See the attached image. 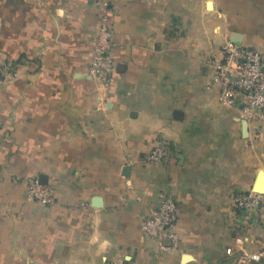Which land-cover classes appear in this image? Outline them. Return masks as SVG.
<instances>
[{"label": "crops", "instance_id": "obj_1", "mask_svg": "<svg viewBox=\"0 0 264 264\" xmlns=\"http://www.w3.org/2000/svg\"><path fill=\"white\" fill-rule=\"evenodd\" d=\"M109 2L102 82L94 0H0V264H264V204L249 224L234 203L264 187V128L211 86L235 36L264 54V0ZM34 177L53 204L28 198ZM162 192L165 247L143 231Z\"/></svg>", "mask_w": 264, "mask_h": 264}, {"label": "built area", "instance_id": "obj_2", "mask_svg": "<svg viewBox=\"0 0 264 264\" xmlns=\"http://www.w3.org/2000/svg\"><path fill=\"white\" fill-rule=\"evenodd\" d=\"M102 5L105 0H94ZM102 10V9H101ZM113 29L109 14L102 12L100 25L95 37L93 54L88 66V75L102 82L114 73L112 56ZM1 77V76H0ZM211 86L218 90L221 101L237 107L242 118L264 128V54L244 45L228 41L222 47V58L216 63L211 78ZM167 158L165 148L158 147L147 155V161L161 163ZM27 196L32 202L44 205L54 203V195L47 184L38 177L27 184ZM234 203L242 217L253 222L263 207V196L256 192L239 193ZM178 206L175 198L162 192L150 208V217L144 223V234L150 238L175 244L177 241ZM254 261L264 259V246L253 255Z\"/></svg>", "mask_w": 264, "mask_h": 264}, {"label": "rangeland", "instance_id": "obj_3", "mask_svg": "<svg viewBox=\"0 0 264 264\" xmlns=\"http://www.w3.org/2000/svg\"><path fill=\"white\" fill-rule=\"evenodd\" d=\"M95 5H96V3H95ZM111 6H112V4L109 2V0H105V3L102 5L103 8H101V5L100 6L96 5L97 9L99 10V16H101L102 12H105V13L107 12V14H109V18H110V16H111L110 14H111V10H112ZM149 217H150V215H149ZM145 221L143 222V231H144V223H145Z\"/></svg>", "mask_w": 264, "mask_h": 264}, {"label": "water", "instance_id": "obj_4", "mask_svg": "<svg viewBox=\"0 0 264 264\" xmlns=\"http://www.w3.org/2000/svg\"><path fill=\"white\" fill-rule=\"evenodd\" d=\"M240 40H241V37H240V36H235L233 42H234L235 44H239V43H240ZM246 125H247V122H246ZM41 181H42L43 183H45L42 179H41ZM45 184H46V183H45ZM255 190H256V192H258V193H261V194L264 193L263 179H262V178L259 179V181H258V183H257V185H256V187H255Z\"/></svg>", "mask_w": 264, "mask_h": 264}]
</instances>
